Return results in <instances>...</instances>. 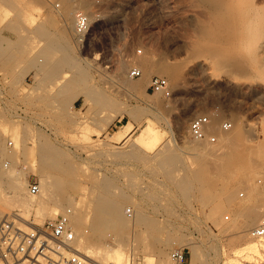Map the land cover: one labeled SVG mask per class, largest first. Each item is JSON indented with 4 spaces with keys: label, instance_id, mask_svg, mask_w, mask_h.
<instances>
[{
    "label": "rangeland",
    "instance_id": "374dc122",
    "mask_svg": "<svg viewBox=\"0 0 264 264\" xmlns=\"http://www.w3.org/2000/svg\"><path fill=\"white\" fill-rule=\"evenodd\" d=\"M81 1L0 0V171L10 165L21 169L23 195L29 194L28 180L41 185L44 170L63 177L64 184L53 183L55 192L63 188V194L76 200L88 192L121 195L124 226L105 228L87 245L117 246L121 240L126 254L137 251L131 264H143L145 251L158 264L159 250L168 243L169 257L173 247H183L190 264H231V258L233 264H264V250L249 256L234 253L247 238L257 239L248 233L252 227L246 236L233 227V209L226 206L220 190L228 183L235 199L242 201L249 197L251 185L264 182V48L258 47L259 36H264V0H242L246 4L240 2L239 7L235 0L232 9L248 7L241 10L247 14L232 11L245 15H240L244 21L254 13L247 16L250 24L245 22L252 31L247 26V31H225L227 19L216 15L222 29L214 23L208 3L199 0H87L91 29L79 49L73 29ZM68 4L71 13L65 15ZM255 13L261 14L259 22ZM203 21L210 25L207 33L198 29ZM255 21L262 23L253 31ZM220 50H227L222 52L225 62ZM159 56L183 71L176 83L158 74L174 87L171 95L148 90L155 72L141 79L137 88L125 82L140 78L130 75L131 68L139 66L138 59ZM205 57L212 62L196 64ZM235 57L237 63L232 61ZM122 109H129L133 117ZM206 113L213 118L208 129L219 134L217 142H207L213 148L235 133L236 121L247 130L242 141L217 153L218 160L199 159L196 144L202 148L206 141L197 142L188 131L190 120ZM224 120L232 122L230 131H220ZM239 153L245 156L238 157ZM169 155L174 161L166 164ZM241 157L248 159L250 180L237 170ZM217 162L221 170L226 165L234 170L222 176ZM198 172L204 186L196 178ZM102 181L110 183L108 189ZM260 196L253 201L264 208ZM68 207L64 204L58 213ZM192 250L198 255L194 261ZM170 261L174 263L171 257Z\"/></svg>",
    "mask_w": 264,
    "mask_h": 264
},
{
    "label": "bare ground",
    "instance_id": "6f19581e",
    "mask_svg": "<svg viewBox=\"0 0 264 264\" xmlns=\"http://www.w3.org/2000/svg\"><path fill=\"white\" fill-rule=\"evenodd\" d=\"M74 1V0H73ZM190 1V0H189ZM195 1V0H194ZM199 1H203V2H206V3H208V5L210 6V8H211V10H209V12L211 11L213 14H212V18L213 17H215L216 18V15H221L220 16V18H222V16H223V18L222 19H227V22H223V24L224 23H228L227 25L229 26V27H227L226 25V27L224 26V28H226V30L225 31H245V29H246V27L245 26H247L248 27V25H247V23H249V22H251V21H249L248 22V20H250L251 18L250 17H247L248 15H250V13L248 14V15H246V17H245V19L247 20V23H245L246 22V20L244 21V19L242 18V17H244L245 15H238V13H240V11L241 10H243L242 8H244L245 10L248 8L247 6L249 5V3H248V5L246 6L247 8H245V7H243V6H240V7H242L239 11H236L237 9H232L233 8V6L234 7H239V5H237L238 3H240V2H242V0H238V2L237 3H235V0H199ZM243 1H245V0H243ZM247 1H250V0H247ZM252 1V0H251ZM250 1V2H251ZM37 2H38V0H37ZM78 2V1H77ZM195 2H197V1H195ZM203 2H201V3H203ZM246 2V1H245ZM245 2H242V3H240V5L241 4H244ZM81 3H82V5L81 6H79L78 4H77V6H79V9H77V10H86L85 12L89 15V17H90V20H91V16H92V13H91V9L89 8V2L87 1V0H82L81 1ZM198 3V2H197ZM234 3H235V5H234ZM247 3V2H246ZM245 3V4H246ZM253 3V2H252ZM251 3V4H252ZM72 4V3H71ZM195 4V3H194ZM205 3H203L202 5H204ZM193 5V4H192ZM197 5V4H196ZM74 6V5H73ZM250 6V5H249ZM252 6V5H251ZM71 7L72 6H70L69 4L66 6V8H65V15H69L70 13H71ZM206 7V6H205ZM257 7V6H256ZM201 8H203V7H201ZM210 8H208V9H210ZM251 8V7H250ZM253 8V7H252ZM77 10H75V11H77ZM233 10H235L234 12H238V13H234V12H232ZM248 10H250V9H248ZM256 10V9H255ZM258 10H259V8H258ZM258 10H256V11H258ZM251 11V10H250ZM260 11V10H259ZM211 12H210V14H211ZM242 12V11H241ZM243 12H245V11H243ZM242 12V13H243ZM249 12V11H248ZM252 12H253V9H252ZM207 13V12H206ZM246 14H247V12H245ZM244 13V14H245ZM259 13V12H258ZM258 13H257V15H256V13H255V15H256V17L258 16ZM264 12H262V14H263ZM215 14V16H213ZM251 14H254V13H251ZM63 15V14H62ZM261 15V14H260ZM259 15V16H260ZM252 16H254V15H251V17ZM258 16V17H259ZM190 17H192V15L190 16ZM210 17H211V15H210ZM257 17V18H258ZM262 17V16H261ZM263 17H264V15H263ZM263 17H262V20H263ZM71 18H72V16H71ZM215 18L214 19H212V20H215ZM220 18L218 19V16H217V18H216V20H217V23L216 22H214L216 25L218 24V22H219V24H218V26H220L221 25V21H220ZM248 18H250V19H248ZM191 19V18H190ZM205 19V18H204ZM206 19H207V17H206ZM221 19V20H222ZM254 19H255V17H254ZM65 20V19H64ZM200 20V19H199ZM228 20H230V21H228ZM50 21H52V20H50ZM205 21H210V19H207V20H205ZM205 21H203V23L202 24H200V26H198V29H199V31L200 32H202V31H206V33L208 32V30L210 31V25L207 23H204ZM222 21H225V20H222ZM260 20H259V18H258V22H259ZM40 22H41V20H40ZM43 22H44V20H43ZM70 22V21H69ZM199 22H201V21H199ZM256 23V21L253 23V26H251V28L252 29H254V26L256 25V24H258L259 25V27H260V24L262 23ZM210 23H211V21H210ZM213 23V22H212ZM211 23V24H212ZM213 23V24H214ZM40 24H42V23H40ZM69 24H71V23H69ZM212 24V25H213ZM246 24V25H245ZM250 24V23H249ZM65 25V24H64ZM193 25V24H192ZM211 25V26H212ZM216 25H214L215 27H217ZM222 27V29H223V25H221ZM65 27V26H64ZM245 27V28H244ZM257 26H255V28H256ZM62 28V27H61ZM67 28V27H66ZM194 28H196V26H194ZM214 28V27H213ZM220 28V29H221ZM249 29H250V26L248 27ZM261 28H263L264 29V26H261ZM197 28H196V30H198ZM217 29V28H216ZM221 29V30H222ZM213 29L211 28V31H212ZM218 30V29H217ZM220 30V31H221ZM251 30V29H250ZM250 30H248V31H250ZM256 29H254L253 31H255ZM257 30H259V31H262V29H257ZM213 31H215V30H213ZM219 31V30H218ZM224 31V30H223ZM246 31H247V29H246ZM252 31V30H251ZM264 31V30H263ZM205 33V32H204ZM256 33V32H255ZM257 34V33H256ZM259 35V34H258ZM250 37V36H249ZM264 37V36H263ZM263 37L262 36H259V44H258V42H257V44H258V47L260 46L261 48H264V40H263ZM255 38V37H254ZM257 38V37H256ZM262 38V39H261ZM256 40V39H255ZM220 45V44H219ZM218 46V45H217ZM207 47V46H206ZM219 47V46H218ZM223 47V46H222ZM228 47V46H227ZM210 48H213V47H209V49ZM216 48V47H215ZM260 48V49H261ZM225 49H227L226 48V46H225ZM224 48H223V50H225ZM210 50H213V52L214 53H216V52H218L216 49L214 50V49H210ZM219 50V49H218ZM222 50V49H221ZM220 50V51H221ZM228 50V49H227ZM226 50V51H227ZM216 51V52H215ZM219 51V52H220ZM226 51H221V54H222V52H223V54H224V52H226ZM222 54V55H223ZM226 54V53H225ZM217 55H219V54H217ZM227 55V54H226ZM229 55V54H228ZM231 55V54H230ZM229 55V56H230ZM236 54H234V56H235ZM219 56H221V55H219ZM232 57H233V55H231ZM230 56V57H231ZM162 58V56H159V58ZM157 59V60H152V59H148V58H143V59H138V60H141L140 61V63H138L139 64V68H140V70L142 71V74L139 76L140 78L139 79H137V81L136 82H130V81H128V80H125V82L129 85V86H131V87H133V88H137V87H139V82H140V80L141 79H147L146 77L150 74V73H152V72H155V73H157V75L158 74H164V75H166L167 76V78L170 80V82H173V83H176L177 81V79H180V74L181 73H183V71L182 72H180L179 71V69L180 68H178L177 66H180V65H172V64H168V60H167V58H166V60H167V62H166V60H165V58H164V60L163 59ZM221 58V57H220ZM219 58V59H220ZM222 58H223V62H225L224 61V55L222 56ZM234 58V57H233ZM243 58V57H242ZM241 58V59H242ZM254 58V57H253ZM155 59V58H154ZM202 59H204V60H202ZM212 59V58H211ZM252 59V58H251ZM123 60V59H122ZM138 60H137V62H138ZM225 60H226V58H225ZM227 60H229V59H227ZM232 60V59H231ZM231 60H229V61H231ZM239 60V59H238ZM254 60V61H253ZM252 61L255 63V61H257L256 60V58H254ZM127 61V60H126ZM196 61V64H201L202 62H206V63H208L209 61L210 62H212V60H210V57H209V59H208V57L206 58H201V59H199V60H195ZM215 61V60H214ZM213 61V62H214ZM221 61V62H222ZM233 61V63H237L238 61L236 60V57H235V60H232ZM231 61V62H232ZM235 61V62H234ZM173 62H175V61H173ZM173 62H170V63H173ZM177 62V61H176ZM219 62V61H218ZM222 62V63H223ZM250 62V61H249ZM253 62H251V63H253ZM193 63H194V61H193ZM229 63V62H228ZM257 63V62H256ZM137 64V63H136ZM174 64V63H173ZM176 64V63H175ZM230 64V63H229ZM195 65V64H194ZM214 65V64H213ZM256 66V64H253V66ZM249 66H250V64H249ZM44 67H46V66H44ZM79 67H81V66H79ZM120 68H122V64H120ZM83 68H81V70H82ZM117 69H119V67L117 68ZM121 71V70H120ZM215 71V70H214ZM82 72L84 73V71L82 70ZM119 73V72H118ZM122 73V72H121ZM120 73V74H121ZM215 73V72H214ZM217 73V72H216ZM119 74V75H120ZM123 74V73H122ZM121 74V75H122ZM219 74V73H218ZM120 75V76H121ZM211 75H212V73H211ZM85 76V75H84ZM120 76H118L119 78H121ZM81 77H83V76H81ZM179 77V78H178ZM118 78V79H119ZM166 78V79H167ZM167 79V80H168ZM141 82H143V81H141ZM172 86V85H171ZM170 86V87H171ZM173 87V86H172ZM171 87V88H172ZM132 88V89H133ZM174 88V87H173ZM135 90V89H134ZM143 90V89H142ZM136 92V91H135ZM145 93V92H144ZM175 93V92H174ZM136 95V94H135ZM156 95V94H155ZM158 95V94H157ZM160 99V98H159ZM156 100V99H155ZM160 101V103H162L161 102V100H158V102ZM152 103H157L156 101H152ZM157 104H159V103H157ZM160 105V104H159ZM196 105H198V104H196ZM195 106V105H194ZM161 107V106H160ZM193 109H194V107H193ZM193 109H191V110H193ZM123 111H125V112H128L132 117H133V113L129 110V109H122ZM191 112V111H190ZM194 112V111H193ZM193 112H191V113H193ZM190 113V114H191ZM189 114V115H190ZM188 115V114H187ZM185 117H187V116H185ZM232 118H234V117H232ZM182 119H184V118H182ZM215 123V122H214ZM178 124V123H177ZM182 124V123H181ZM180 124V125H181ZM212 124H213V118L212 119H210V122H209V125H208V128H209V126H212ZM248 125H246V126H249L250 124L249 123H247ZM184 126V125H183ZM251 126V128H253V125L251 124L250 125ZM233 128V127H232ZM236 130H235V133H233V134H229V135H226V138L224 139V143H222V144H220V146H216L215 148H213V147H211V146H209L210 144H208V143H211V142H209V141H207V140H197V139H194V140H196L197 142L199 141V142H205L206 144H204V145H206V146H202V148H200V144H196V145H198L199 147H198V158L199 159H201L202 161H206V160H208L209 158H212V160H218V154H219V151L220 150H222L224 147H230V145L232 146V144H233V146H234V144L236 145L237 143H239L240 141H242V139L245 137V130L246 129H244L243 128V126L242 125H240V123L239 122H235V127H234ZM250 128V127H249ZM248 127H247V129H249ZM212 129H214V128H212ZM209 130V129H208ZM210 130H211V128H210ZM209 130V131H210ZM244 130V131H243ZM251 130V129H250ZM253 130V129H252ZM217 131V130H216ZM230 131V130H229ZM247 131V130H246ZM218 132V131H217ZM225 132V131H224ZM249 132V131H248ZM252 132V131H251ZM251 132H249V133H251ZM208 142V143H207ZM9 143V142H8ZM213 144V143H212ZM2 146V145H1ZM0 146V147H1ZM200 148V149H199ZM226 148H224V149H226ZM194 149V148H193ZM228 150H230V149H228ZM196 152H197V150H196ZM218 153V154H217ZM221 153H222V151H221ZM237 153V152H236ZM196 154V153H195ZM244 154V153H243ZM221 155V154H220ZM222 155H225V154H222ZM232 155H234V156H236L235 155V153H233ZM238 155V154H237ZM170 156L171 155H169V158L167 157V159L166 160H164V162L166 163V164H170V163H172V161H174V160H169L170 159ZM226 156V155H225ZM224 156V157H225ZM239 156H243L241 153H239V155H238V157ZM244 156H245V154H244ZM243 156V157H244ZM227 158V157H226ZM171 159H173V156L171 157ZM228 159V158H227ZM249 159H251V158H249ZM222 160V159H221ZM229 160H231V159H229ZM238 160V159H237ZM262 160H264V159H262ZM250 161V160H249ZM200 162V161H199ZM210 162V161H209ZM215 162V161H214ZM213 162V163H214ZM222 162V161H221ZM233 162V161H232ZM239 166H238V168H237V170H239V172H240V174H241V176H243V177H241V178H245L246 179V176L248 177L250 174V176H252V173L250 172L251 170H250V167H249V165H248V159L247 158H239ZM261 162V161H260ZM264 162V161H263ZM218 163V162H217ZM259 163V162H258ZM262 163V162H261ZM260 163V164H261ZM209 164V163H208ZM212 164V163H211ZM219 164H221L220 162L218 163V166H220ZM264 164V163H263ZM202 166V165H201ZM200 166V167H201ZM204 166L206 167V165L204 164ZM203 166V167H204ZM215 166H216V164H215ZM218 166H217V168H218ZM225 166V165H224ZM231 166H233V165H231ZM259 167H260V165H258ZM236 167V166H235ZM257 166H255L254 168H256ZM264 167V166H263ZM3 168V167H2ZM221 166H220V170H221ZM5 169V170H4ZM4 169H2L1 171H0V219L1 218H3V217H5L6 215H9V214H12V213H17L18 215H20L22 218H24V219H33L34 221H36V222H38V223H42V222H44L46 219H49V218H54L57 214H58V212L60 211V209L61 208H63L64 207V204H69V206L70 207H68V208H70V210H71V214H70V219H71V224H72V227L74 228V230H75V232H76V235H77V245H78V247L81 249V250H84L86 253H88V254H90L91 256H94V257H96L95 259L98 261V264H131L132 263V261H133V259L135 258V254H136V252L137 251H132L131 252V254H126V251H125V249H124V247H123V241H121V240H117V246H110V245H105V244H99V246H88L87 245V243L88 242H90V239H96V237L98 238V237H101V235L103 234V232L106 230L105 228H111L112 229V227H117L118 229L119 228H122L123 226H124V224H125V217L123 216V212H122V201L119 199V196H121V195H118V194H116V193H114V192H112V193H110L109 195L108 194H106V193H104V191H98V192H88L87 193V195H86V197H79L80 199H78V200H76V199H74V198H72V197H70V195H68L69 193L68 192H66V193H68V194H63V192H64V190H63V188H62V190H61V188H60V186H59V188H60V190H61V193L60 192H58L59 193V195H58V193L57 192H55V190L53 189L54 188V184H61V183H63L64 184V182H63V177L62 176H59V174H58V176L57 175H55V174H57V173H53L55 176L53 177L52 176V174H51V171H41V190L39 191V193L38 194H36V195H29V194H26V195H23L22 194V192H23V190H24V186L26 185V182H25V180H23L22 179V177H23V172L21 171V169L19 168H17L16 166H5L4 167ZM203 169H205V168H202V170ZM229 166L227 167V165H226V167H223V170H221L222 172H220L219 174L220 175H225L226 174V172L227 171H229ZM232 170H234L233 168H231ZM230 169V170H231ZM64 170V169H63ZM200 170V169H199ZM219 170V171H220ZM231 170V171H232ZM204 171V170H203ZM230 171V172H231ZM202 172V171H201ZM255 172V171H254ZM257 172H259V171H257ZM219 175V176H220ZM57 176V177H56ZM196 176V175H195ZM198 176V177H197ZM197 176H196V178H199V179H201V177H202V175L201 174H199V172L197 173ZM204 177V176H203ZM193 178H195V177H193ZM222 178V177H221ZM240 178V177H239ZM249 178V177H248ZM213 180V179H212ZM215 180H217V179H215ZM240 180V179H239ZM243 180V179H242ZM249 180H250V178H249ZM203 181V185L202 186H204V182H205V179L203 180V179H201V181L200 182H202ZM209 181V180H208ZM226 181V180H225ZM237 181V180H236ZM245 181V180H244ZM248 181V180H247ZM251 181H252V179H251ZM56 182V183H55ZM59 182V183H58ZM197 182V181H196ZM199 182V183H200ZM223 182V181H222ZM238 182V181H237ZM54 183V184H53ZM210 183V182H209ZM212 183V182H211ZM210 183V184H211ZM226 183V182H225ZM224 183V184H225ZM206 184H207V182H206ZM228 184V183H227ZM227 184L226 185H223V187L220 189L221 190V194H222V196L224 197V199L226 200V202L227 203H225L226 204V206L227 205H229V207L230 208H232L233 209V211L232 212H234L233 214H234V219H235V221H234V223L238 220L239 221V225H237L238 224V222H237V224H232L233 225V227H234V225H235V227H236V230H238L240 233H241V236L242 235H247L246 234V231L247 230H249L251 227L253 228V225L257 222V220L259 219V218H261V216H264V208H263V205H262V208H261V204H258V206H256V203L253 201L254 199H256L257 198V196H258V198H259V196L260 195H262V197L264 198V182H263V184H261V185H259V186H256V185H251V187H250V189H249V197L246 199V200H242V201H240V200H236L235 199V196H234V192H233V190H231V188H229V187H227ZM243 184V183H242ZM198 185H200V184H198ZM232 185V184H231ZM62 186V185H61ZM101 186L104 188V189H108L109 188V186H110V183L108 182V181H102L101 182ZM51 187H53V188H51ZM63 187V186H62ZM199 187H201V186H199ZM248 188V187H247ZM51 189H53V191H51ZM63 191V192H62ZM68 191V190H67ZM53 192V193H52ZM54 193H57V194H54ZM63 194V195H62ZM86 194V193H85ZM256 197V198H255ZM261 197V196H260ZM260 199V198H259ZM254 202L253 204L251 203V202ZM225 204H223V207L225 206ZM255 205V206H254ZM254 206V207H253ZM228 207V206H227ZM256 207V208H255ZM258 207H260V208H258ZM68 208H66V209H64V210H67ZM226 208V207H225ZM228 209V208H227ZM264 218V217H263ZM233 219V220H234ZM88 221H89V223H88ZM259 222V221H258ZM83 223H84V226H83ZM229 227H231L230 228V230L231 229H233L232 228V226H230L229 225ZM228 227V228H229ZM87 228H89L90 229V231H89V229H87ZM227 228V229H228ZM105 229V230H104ZM225 229V228H224ZM235 229V228H234ZM121 230V229H120ZM250 230H252V229H250ZM249 230V231H250ZM89 231V232H88ZM238 232V233H239ZM249 233V235H251L250 234V232H248ZM151 234V233H150ZM156 234V233H155ZM149 236H151V235H148V237ZM244 236V237H245ZM252 236V235H251ZM142 236H139V238H141ZM155 236H153V238H154ZM253 237V236H252ZM151 238H152V236H151ZM156 238V237H155ZM255 239H257V240H254V239H251V238H247V240L245 241V243L244 244H241L240 246H238V247H235V249H234V253L235 254H240V255H247V256H249L250 254H252V253H255V252H260L261 250H264V237H258V238H256V237H254ZM92 239V240H93ZM146 239V238H145ZM147 239H149L150 240V243L149 244H151L152 243V241H151V239H150V237L149 238H147ZM146 239V240H147ZM176 239V238H175ZM99 240H100V238H99ZM139 240V239H138ZM140 240H142V239H140ZM156 241V240H155ZM163 241V240H162ZM165 241V240H164ZM167 241H168V239H167ZM85 242H86V245H84L85 244ZM146 242H148V240L146 241ZM146 242H145V245H146ZM159 242V241H158ZM166 242V241H165ZM177 242V241H176ZM97 243V242H96ZM142 243H143V241H142ZM168 243V242H167ZM88 244H90V243H88ZM94 244V243H93ZM92 244V245H93ZM170 243H168V245H169ZM147 245H148V243H147ZM146 245V246H147ZM154 245H155V243H154ZM168 245H166V247L168 246ZM148 247H151L150 245L148 246ZM153 247V246H152ZM166 247H164L163 248V246H162V249H160L159 251H160V254H161V259L159 260L158 259V261L157 262H159L158 264H172V262L170 261V257H169V253H168V250H166L165 248ZM160 248V247H159ZM146 249H147V247H146ZM192 259H193V261H194V259H196V257H198V255H197V252H196V250H192ZM143 259V264H156V263H154L155 261H154V256L152 255V254H150V253H147L146 251L144 252V254H143V257H142ZM260 261V260H259ZM229 263H231V264H233V263H235V259H233V258H231L230 260H229ZM174 264V263H173ZM196 264V263H195ZM198 264V263H197ZM225 264V263H224Z\"/></svg>",
    "mask_w": 264,
    "mask_h": 264
},
{
    "label": "built area",
    "instance_id": "2783aa9c",
    "mask_svg": "<svg viewBox=\"0 0 264 264\" xmlns=\"http://www.w3.org/2000/svg\"><path fill=\"white\" fill-rule=\"evenodd\" d=\"M91 29L89 15L82 10L76 11L74 19V39L78 48L84 47ZM142 71L138 66L130 70L132 77H139ZM148 90L163 95H171L168 80L160 75L151 78ZM211 119L209 113L195 115L189 122L188 131L192 138L217 142L219 134L209 131ZM232 128L230 120L220 124V131ZM12 142L9 141V145ZM40 191L37 181L28 180V192L36 195ZM130 211V209H128ZM71 210H63L54 218L38 223L33 219H24L17 213L0 219V264H98L90 254L77 245V235L70 219ZM253 237H264V218L252 228ZM174 264H190L183 247H173L170 251Z\"/></svg>",
    "mask_w": 264,
    "mask_h": 264
},
{
    "label": "crops",
    "instance_id": "0c3cea01",
    "mask_svg": "<svg viewBox=\"0 0 264 264\" xmlns=\"http://www.w3.org/2000/svg\"><path fill=\"white\" fill-rule=\"evenodd\" d=\"M57 50H59V48Z\"/></svg>",
    "mask_w": 264,
    "mask_h": 264
}]
</instances>
